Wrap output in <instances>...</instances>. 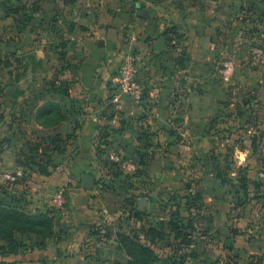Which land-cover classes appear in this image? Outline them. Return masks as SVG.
Instances as JSON below:
<instances>
[{"label": "crops", "instance_id": "0c3cea01", "mask_svg": "<svg viewBox=\"0 0 264 264\" xmlns=\"http://www.w3.org/2000/svg\"><path fill=\"white\" fill-rule=\"evenodd\" d=\"M136 1L135 11L148 8L153 15L130 16L131 9L123 7L122 0H77L73 5L67 0H0V42L4 45L0 47V58L13 62L4 67L0 76V142L17 138L25 142L20 153L31 155L28 144L34 140L61 137L69 141L64 153L53 155L66 157L65 162L51 167L52 176L45 177V186H41L47 196L49 191L53 195L60 192L61 205L53 203V195L39 197L43 192L38 189L28 195L27 186H21L22 196L5 200L33 216L48 213L53 228L18 232L19 250L0 254V264H129L130 257L120 240L123 223L116 225L129 213L125 208L128 179L119 175L114 188L102 190L95 172L105 170L106 159L118 161L125 173L139 166L142 177H152L150 188L164 185L168 190L197 192V187L188 189L165 179L170 177L168 174L185 172L186 159L193 162L194 157L202 158L208 135L201 127L213 106L198 103L200 95L196 90L190 97L189 110L183 106L178 109L174 99L182 79H203L214 63L220 6H216V0ZM46 7L55 12L64 9V22L75 14V27L64 48L49 36L46 23L41 22ZM36 18L34 24L42 28L40 39L36 32L26 30V25ZM174 29L179 37L173 35ZM101 39L104 45H100ZM185 50L187 60L181 66L177 59ZM129 52L136 55L140 78L147 89L141 102L127 94L115 99L118 91L112 90L113 78ZM28 64L34 70L26 71ZM27 75H32L35 83L28 86ZM218 104H214L216 110L220 109ZM179 111L182 119L176 118ZM187 123L198 126V133L187 131ZM103 135H108V144L100 147ZM142 138H151L154 143L146 150L154 157L145 165H139ZM57 169L64 174H80V181L65 184L61 177L53 175ZM86 173L96 178L91 189L82 183ZM211 173L214 194L208 191L200 200L205 207L193 212L197 228L194 239L198 243L180 245L165 222L161 227L166 237L157 240L156 251L160 256H185V264H264V208L261 230H257L258 222L247 205L239 208L242 214L234 219V193L221 190L228 183L217 180L212 166ZM185 195L179 199H185ZM138 203H142L140 199ZM102 216L104 225L112 230L107 236L104 229L100 238L94 234V224L98 225Z\"/></svg>", "mask_w": 264, "mask_h": 264}, {"label": "rangeland", "instance_id": "374dc122", "mask_svg": "<svg viewBox=\"0 0 264 264\" xmlns=\"http://www.w3.org/2000/svg\"><path fill=\"white\" fill-rule=\"evenodd\" d=\"M216 1V6L220 7L218 12V51L212 59L214 63L210 64L208 75L203 79H195L194 76L182 79L179 85L180 90L177 91L178 96L174 99L178 109L183 106L185 109L188 107L189 110V107H192V105L188 106L190 97L196 90L200 95V97H196L198 103L201 101L208 107L211 105L210 108L213 106L211 114L207 120L204 119L201 127L202 131L208 135L206 139L208 142L205 141L203 144L202 158L194 157L193 162L186 159V171L168 174L170 177L165 180L171 181L170 183L175 182L178 186L197 187V192L203 199L204 195L209 194L208 191H212L214 194L212 183H215V180L211 173V166L213 170L214 159H217V162H220L218 169H221L224 176L232 178L235 184L228 183L221 189L223 192L231 190L234 193L236 200L234 219L242 214V210L237 207L238 204L246 203L245 206L250 208V214L255 216L258 222L257 230H261L259 228L263 219L261 211L264 208V187H262L264 185V0ZM29 70H34L32 64L26 65V71ZM3 74L4 67L0 66V76ZM186 74L190 73L186 72ZM26 77L28 86L35 83L32 75ZM38 83L40 82L38 81ZM1 102L2 97L0 106ZM213 103H219L220 109L216 110ZM0 112H2V108H0ZM177 117L182 119L181 111L177 112ZM175 124L178 128L182 127L177 122ZM2 127L0 123V133ZM185 127L190 133H198L196 129L198 126L194 127L187 123ZM17 128L19 127L16 126V131ZM189 142L190 139H188ZM23 143L25 142L17 138L14 141L5 142V144L0 142V186L8 184L11 187L10 190L15 188L16 193L21 190V186L24 188L27 186L25 190L29 193L28 195H32L37 189L42 191L41 186L46 182L43 179L47 177L42 172V165L45 166L47 162H41L40 157H37L39 160L36 161L39 162L37 164L28 158V155L21 154L20 146ZM52 159L51 164L58 167L59 163L65 162L66 157L58 156ZM182 165L183 163H180V166ZM18 166L21 168L18 169ZM58 169L54 171L53 175L57 178L61 177L65 184H71L73 180L80 181V174H64ZM19 170L22 172L19 178L14 181L8 178V175H15ZM134 172V169H129L128 174L132 176ZM107 173L104 170L95 172V175L98 178L104 177V175L107 177ZM49 175L52 176V173ZM158 178L161 180L162 177L158 176ZM217 180L221 182L220 179L217 178ZM151 181L153 179L149 174L143 178L135 176L128 179V184L132 183L135 186V189L128 190V196H136L142 202L138 203L142 219L140 220L126 211L125 219L116 221V225H119L120 222L123 223L122 228L126 229V234L143 226L150 227L152 224L161 226L162 222L165 223L169 220L173 212L176 214L180 212L181 216L188 215L189 211L185 206L186 200L179 199V197L182 198V194L187 193L178 189L168 190L164 188V185L163 187L160 185V187L150 188ZM242 181L246 185H241ZM257 184H262L261 188H257ZM39 191H37L38 194H40ZM42 192L39 197L52 198L53 191L47 192L49 196L46 195L45 190ZM172 194L175 198H172ZM1 198H4L2 194ZM168 200L170 203L167 202ZM198 202L202 204V201ZM179 203L182 204L179 205ZM125 206L130 210L129 203H126ZM204 207L205 205L202 204L201 208ZM102 219H105L104 216L100 218V221L105 224L106 222ZM9 225L11 224L3 223L4 228ZM107 228V231L111 232V226L108 225ZM159 257L158 262L160 263L178 264L184 260L183 256L178 258L172 254L159 255Z\"/></svg>", "mask_w": 264, "mask_h": 264}, {"label": "trees", "instance_id": "16d2710c", "mask_svg": "<svg viewBox=\"0 0 264 264\" xmlns=\"http://www.w3.org/2000/svg\"><path fill=\"white\" fill-rule=\"evenodd\" d=\"M77 0H67L70 5L76 4ZM123 1V7H126L128 9H131L128 14L130 16H135L136 11L135 8L138 6L137 1L134 2H128L126 0ZM51 2V0H50ZM69 5V4H68ZM141 7H144L143 4H140ZM45 6V5H44ZM75 14H71L73 18L70 20L68 19L66 22L64 20L67 19L64 13V9H50V7H46L43 12V18L42 23H46L47 25V31L49 33V36H52L53 39L59 40L60 46L64 48L66 46L67 41L69 40V35L74 30L75 22L74 19L76 18L74 16ZM77 16V15H76ZM70 18V16H69ZM37 18L31 24L26 25V30H30L31 33L36 32L37 38H39V35L41 32H39V29L41 28V24L36 26L34 24V21H36ZM65 25V23H67ZM64 23V24H63ZM173 35L178 36V31L176 29L172 30ZM33 36V35H32ZM179 37V36H178ZM37 39V41H38ZM34 40V39H33ZM3 42H0V47H3ZM8 49V48H7ZM34 49H32L28 53H32ZM63 56V52H62ZM177 62L181 66L184 65V63L187 60V52L182 51L180 55H178ZM17 59V58H16ZM18 63H20V60H17ZM13 65V62L10 60H3L0 58V66L3 67H10ZM145 86V85H144ZM116 90L117 88H113L112 90ZM147 89L145 87L144 92V98L146 95ZM177 121V120H176ZM179 121V119H178ZM104 140L101 141L100 147L105 146L108 144L107 136L103 135ZM103 139V138H102ZM68 140L62 139L61 137H52L49 139H39L34 140L30 142L29 150L31 155H28V158L36 161H39L37 157H40L41 162H47L45 166L42 165V169L44 174L48 176L51 174L50 168L54 167L52 163V158H54L53 155L55 154H61L64 153L65 148L68 145ZM142 146H140V149H138V156H139V165H145L149 161L153 159V155L150 152H147L146 150L149 149V147H153L154 143L152 142V139H146L142 138ZM102 151V150H101ZM215 162L213 164V171L215 173V176L221 180L222 183H230L234 184L232 178L224 176L223 172L219 167V161L217 162V159H214ZM39 163V162H38ZM37 163V164H38ZM104 168L108 172L107 177H100L98 178L99 183L101 185L102 190H108L110 188H114V182L115 177H118L119 175H123L126 177V179H129L130 177H142L143 175V169H141L139 166L135 170L134 174L130 176L128 173H125L121 169V165L118 161H113L106 159L104 160ZM41 165V164H40ZM38 165V166H40ZM137 174V175H136ZM143 178V177H142ZM241 185H246L244 181L241 182ZM262 184H257V188H261ZM10 185L8 184H2L0 186V195L2 194L4 198L0 199V254H8V253H14L19 250L20 242L18 240V232H26V231H47L51 230L53 228V219L49 217L48 213L43 212L39 213L37 216L30 215L26 213L24 210H21L18 205H8L5 203L6 197H10L11 199H17L18 194H21L20 191L16 193L15 188H12L10 190ZM135 189L134 184L129 183L128 184V190L129 189ZM188 189H191V185L187 187ZM23 192V191H22ZM188 193L183 196L186 199V209L189 211L187 216H181L180 212L172 213V216H170L169 220L167 221V225L170 228V230L174 233V238L176 242H178L182 246H191L195 244L194 239V233L197 230L195 226V217L193 212H195V209H201V205L198 201L202 199V196L198 192L193 191H187ZM239 193L238 191H236ZM24 193V192H23ZM172 198H175L172 194ZM126 203L131 205V208L129 210L130 215H134L137 218H141V215L139 214L138 210V204H137V198L136 196H128L126 197ZM182 203H179L181 205ZM246 203L238 204L237 207L241 208L242 206H245ZM6 222L7 224H11L8 227L4 228L3 223ZM164 223H161V226ZM161 226H150V227H141L135 231H131L132 233L126 234V232H122L120 234V240L124 248L126 249V252L128 256L130 257L129 264H156L159 260L158 252L155 249V244H157V240L165 239L166 232L163 230V227ZM105 229L107 232V236H109V231L107 226L104 224L97 225L94 224V234L98 237H102L104 234L102 233V230ZM105 232V233H106ZM141 233V234H139ZM181 257V256H180ZM184 259L181 262H178V264H185L186 258L183 256Z\"/></svg>", "mask_w": 264, "mask_h": 264}, {"label": "built area", "instance_id": "2783aa9c", "mask_svg": "<svg viewBox=\"0 0 264 264\" xmlns=\"http://www.w3.org/2000/svg\"><path fill=\"white\" fill-rule=\"evenodd\" d=\"M113 82L118 91L115 95V99H119L122 94H127L136 102H141L143 100L145 86L140 78L138 61L133 52L127 53L122 58L117 73L113 78ZM21 175L22 172L19 170L15 175H8V178L14 181ZM62 201L63 199L61 193H56L53 198V203L59 206L63 203ZM101 223L102 222H99L98 225H101Z\"/></svg>", "mask_w": 264, "mask_h": 264}, {"label": "water", "instance_id": "95a60500", "mask_svg": "<svg viewBox=\"0 0 264 264\" xmlns=\"http://www.w3.org/2000/svg\"><path fill=\"white\" fill-rule=\"evenodd\" d=\"M136 14L138 16L146 18L150 15H153V12H152V10H150L148 8H139L136 11ZM99 43H100V45H104V43H105L104 39H101ZM82 183H83L84 188L91 189L96 184V178L94 177V175L86 173L82 177Z\"/></svg>", "mask_w": 264, "mask_h": 264}]
</instances>
